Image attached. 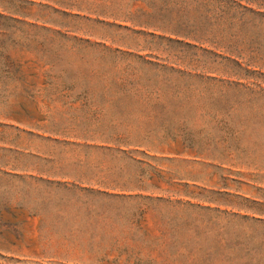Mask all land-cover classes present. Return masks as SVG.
<instances>
[{
  "label": "rangeland",
  "instance_id": "obj_1",
  "mask_svg": "<svg viewBox=\"0 0 264 264\" xmlns=\"http://www.w3.org/2000/svg\"><path fill=\"white\" fill-rule=\"evenodd\" d=\"M185 2L0 0V165L16 170L0 176V264H164L181 245L185 264H264V22L216 32L221 47L253 50L227 59L209 44L94 25L80 11L112 9L105 22L119 23L140 7L179 9L206 29L185 18L203 9ZM130 97L166 100L156 121L165 156L92 143L112 131L63 105ZM48 99L61 100L50 130L68 137L29 133L46 125L38 106ZM32 167L64 179L20 172ZM125 183L168 201L101 192Z\"/></svg>",
  "mask_w": 264,
  "mask_h": 264
},
{
  "label": "crops",
  "instance_id": "obj_2",
  "mask_svg": "<svg viewBox=\"0 0 264 264\" xmlns=\"http://www.w3.org/2000/svg\"><path fill=\"white\" fill-rule=\"evenodd\" d=\"M80 9V8H79ZM151 62V61H148ZM60 99H48V104L50 106L47 107L49 109H43L41 106H38V110L43 115V118H46L45 121L42 120V124L46 123L43 127H34L28 128L29 133L47 136L50 138L54 137H68L63 136L62 134L55 133L54 131L50 130L51 126L50 123L47 122L48 119H51V114L53 111L52 105L54 102H60ZM63 103L64 106L69 107L67 110L72 111L75 113H79L80 116H84L87 114H93V116H99L97 118H101L97 122L102 124V128L105 126L112 131V133L108 134V136L103 137L105 139L111 138L114 140L108 141L103 140L101 142L91 141L92 143L101 144L105 146L114 145L117 147L116 152L121 154H126L130 158L131 153H138L142 154L143 156L147 154L152 155H160L165 156V148L168 146V138L165 133L161 135V126L156 125V121L161 116H166V100L162 98H146V97H139V98H104L101 99V103L99 104H92V102H96L91 98H81V99H67L65 98ZM69 103V104H68ZM78 103V104H76ZM68 104V105H66ZM75 105H78V109L74 108ZM47 114V116L45 115ZM48 117V118H47ZM105 117H112L108 120ZM21 126V125H19ZM26 129V128H25ZM164 129V127H163ZM24 131V130H23ZM165 132V131H164ZM79 138H82L81 134L78 135ZM151 137V138H150ZM75 138V137H70ZM161 138L163 141L161 143ZM150 139V141H149ZM169 142H175V138H170ZM153 145H152V144ZM156 144V145H155ZM162 144V145H161ZM126 149H125V148ZM133 158V157H132ZM134 159V158H133ZM138 164H142L141 161H136ZM32 167V171H20L22 174H37L40 177H45L46 179H64L63 177L59 176H45L42 174V171H37ZM11 171H16L12 169H8L5 166L0 165V176L2 177H10L13 176ZM142 187L138 186L135 187L131 183H125L123 185H113L112 188H102L101 192L112 191L113 195L118 198L126 199V200H157V201H168L163 200L161 196L158 197H151V196H141V194L136 195L137 193H146L149 190L147 187L144 186V189H140ZM114 189H117L116 191ZM123 193V195L119 196L117 194ZM151 194V193H150ZM158 246H163L165 249H170L171 246H168V243H160ZM181 247L179 246L177 250ZM169 254L167 253V256ZM172 255V253L170 254ZM166 257V256H165ZM175 257V256H174ZM181 258V257H179ZM183 263L179 261L178 258H171V261H175ZM150 262L157 261V259H149ZM164 258L161 261H165ZM159 262V261H157ZM161 264V263H157Z\"/></svg>",
  "mask_w": 264,
  "mask_h": 264
},
{
  "label": "trees",
  "instance_id": "obj_3",
  "mask_svg": "<svg viewBox=\"0 0 264 264\" xmlns=\"http://www.w3.org/2000/svg\"><path fill=\"white\" fill-rule=\"evenodd\" d=\"M185 3L190 1L192 3H197L195 7H200L203 11L199 14L190 15L189 17H185L187 19H199L203 20L208 24L206 29H197L192 24L188 25L187 21H181L182 15L180 10H170L168 8H156L152 6L140 7L133 9V12H127V16L124 19H121L119 23L114 22L109 23L105 22L106 16H113L114 11L112 9L105 8H85L80 9L82 13H84V19L91 24L94 25H102L107 28H114L119 31H126L132 35H140L144 37L156 38V33H161L164 36H167V41L180 43L181 41L176 39L173 40L172 37H176L185 41L186 46H192L191 43H195L196 45L209 44L213 51L224 52L227 59L235 58V59H243L245 55L253 53V50L246 51L243 49L242 51L236 48L230 47H221L217 43V37H215V33L220 31H230L237 30L234 29L235 26L233 24H239L238 29L241 28L246 23L251 22V25H254L255 22H264V0H184ZM255 1H260L262 3H256ZM185 4V5H186ZM185 6L181 7L183 10ZM196 9V8H195ZM198 9V8H197ZM132 9H129L131 11ZM171 11H175V13H171ZM197 11V10H196ZM141 13L143 21H136L135 17L137 14ZM157 14L160 15V18H165L166 20H158ZM128 18V19H127ZM154 18L155 21H152ZM122 23H130L131 28L127 27ZM187 30V31H186ZM214 36V37H213ZM160 38V37H157ZM193 47H197L193 45ZM205 50V49H203ZM239 65V64H237ZM264 72V71H262ZM169 238L165 233H162L160 239ZM170 243V242H169ZM181 252L183 250H187L185 245H181ZM178 255L179 257L185 258L188 256V253H181ZM169 255L165 257L164 264H185L175 261H171V258H177L178 256ZM179 254V253H178ZM175 256V257H174ZM156 264L155 262H151ZM191 264V263H187Z\"/></svg>",
  "mask_w": 264,
  "mask_h": 264
}]
</instances>
